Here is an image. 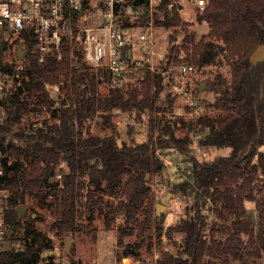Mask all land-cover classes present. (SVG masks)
<instances>
[{"label": "trees", "instance_id": "1", "mask_svg": "<svg viewBox=\"0 0 264 264\" xmlns=\"http://www.w3.org/2000/svg\"><path fill=\"white\" fill-rule=\"evenodd\" d=\"M128 5L140 14V25L147 24L148 0H129ZM181 10L177 0H162L156 25H188L180 18ZM196 20L209 24V34L197 43L187 36L192 47L184 49L193 53L200 66L215 64L220 51L226 52L231 72L229 78L218 74L210 85L217 95V112L198 116L194 127L186 118L171 114L173 102L168 109L160 105L164 76L159 73L144 71L141 88L129 84L113 89L109 75L92 68L70 43L63 45L62 60L50 55L40 62L36 42L26 32L14 44L5 42L2 70L12 86L3 100L6 118L0 121V189L10 193L4 222L7 238L13 231V244L10 252H0V264H61L47 254L55 249V237L74 239L84 231L83 210L90 211L92 219L101 209L104 230H112L118 218L123 221L117 261L138 259L147 236L133 243L125 238L139 226L147 229L161 223L148 181L162 179L168 166L172 174L164 185L183 197L186 207L175 224L157 229L160 242L164 235L169 240L175 233L182 238L178 252L162 251L158 264H249L250 258L264 254V152L260 150L264 146V62L254 66L250 62L252 53L264 44V0H207ZM218 42L223 43L221 50ZM14 45L26 51L22 60L17 49L15 55ZM176 54L179 50L172 47L169 62L177 61ZM53 84L60 86L58 97L49 87ZM100 84L108 86L106 95L97 94ZM42 109L51 113L48 118H31ZM119 109L149 113L146 142H120L113 121V112ZM97 114L108 130L105 135L84 131L85 123ZM39 121L41 125L34 126ZM193 128L206 150L229 148L230 154L212 160L193 155ZM60 174L61 181L57 180ZM86 187L91 189L85 192ZM29 196L39 197L41 208L48 196L54 199L50 205L54 220L48 230L37 226L45 221L37 210L16 220V208L27 205ZM248 201L255 202L257 222L246 210ZM147 249L152 252L153 245ZM67 255L71 264H81L75 261L73 249Z\"/></svg>", "mask_w": 264, "mask_h": 264}, {"label": "built area", "instance_id": "2", "mask_svg": "<svg viewBox=\"0 0 264 264\" xmlns=\"http://www.w3.org/2000/svg\"><path fill=\"white\" fill-rule=\"evenodd\" d=\"M161 1L148 0L149 21L140 25V14L128 5L129 0H0V10L8 14H0V43H13L18 35L26 32L36 42L40 62L50 55L62 60L63 45L70 43L92 68L109 75L110 87L113 89L136 83L145 70L159 73L168 80L169 71L160 70L167 61L168 53L155 48V13ZM191 1L204 9L205 0ZM16 49L17 45H14L15 55ZM71 57H75L74 51ZM195 70L193 64L181 63L179 74L175 79L173 77L170 88L180 101L171 114L186 118L193 127L200 101L194 84L187 77ZM11 86L12 80L0 70V121L6 118L3 100ZM49 87L60 92L58 84ZM116 111L119 112L115 110L113 114ZM40 121L34 126L41 125ZM190 136L192 154L207 159L208 152L201 144V136L195 128ZM2 173L3 169L0 168V175ZM9 196L8 190L0 189V252L4 251L7 241L4 210Z\"/></svg>", "mask_w": 264, "mask_h": 264}, {"label": "rangeland", "instance_id": "3", "mask_svg": "<svg viewBox=\"0 0 264 264\" xmlns=\"http://www.w3.org/2000/svg\"><path fill=\"white\" fill-rule=\"evenodd\" d=\"M205 7L207 5V0H205ZM178 3L182 6V10L179 12L180 18L183 22L187 23L186 26H178L166 28L161 25H156L155 22V37L156 44L155 48L158 51L163 53H170L172 47H175V50H179V54L176 56L177 61L169 62V55L167 56V61L163 63L160 67V70L169 71V79H163L164 91L161 94L160 105L165 109H168L170 102H173V107L180 105V101L177 97L171 92V83L173 77L175 79L178 76L179 64L188 63L193 64L196 70L188 75V79L194 84L196 95L200 101V109L198 116L203 114L212 115L217 112L215 107L217 95L210 88L211 83L216 78V76L223 75L226 78L230 77L231 66L229 59V54L226 52L220 51L219 57L216 59L215 64H209L205 66H200L195 63L193 58V53H187L184 47L191 48L192 46L186 42L187 36H192L195 39V42H199L203 36L209 34V24L206 22L199 23L196 20L198 12H202L204 9L197 7L191 0H177ZM160 16V13L157 12L156 18ZM162 16V15H161ZM155 18V21H156ZM218 47H224L222 42L217 43ZM12 61L15 62L13 56L10 57ZM146 71V70H145ZM142 78L136 83L128 84L131 87H142ZM65 81V80H64ZM127 85V86H128ZM204 87L203 91L200 89ZM67 87L65 86L63 91V98H66ZM90 92V91H89ZM52 93L58 97L56 91L52 90ZM108 93V86L106 84H100L97 87L98 95H106ZM58 100V98H57ZM60 101V100H59ZM58 106V105H57ZM116 111L113 116V121L116 123L120 134V142H128L129 144L137 145L142 144L148 140V117L149 113L147 111L140 113H124L122 110ZM51 113H47L46 109H42V112L39 114H30L32 119L42 120L48 118ZM100 114V113H99ZM97 114L93 121H87L85 123L84 131L91 132L93 134L105 135L108 133L106 127L102 124V119ZM169 115V113H168ZM182 135V132L178 133ZM185 134V133H184ZM264 152V146L260 148ZM208 157L207 159H214L218 156H228L230 154L229 148L218 149V148H208ZM172 174V169L170 166L166 167L163 171V177L155 178L150 177L148 183L151 189V197L154 199V203L160 204L165 207V210L161 212L160 224L153 225L147 229H141L140 226L135 228V233L131 236L125 238L127 243H133L137 238H142L147 236V242L145 243L144 248L141 251L140 257L134 259L132 257H125L121 262L115 259L114 250L117 249V239L119 234V228L121 227L123 221L121 218H118L114 227L110 231L104 230V210L101 209V212L97 210L93 218L91 219L90 211L83 210V224L84 231L78 232L75 235V238L72 241L71 251L73 249L75 261L80 262L81 264H158V260L162 257V251L167 249L173 251L174 253L178 252L179 246L181 244V236L179 234H174L173 239L169 240L165 235L160 238L157 235V229L159 227H164L166 229L168 226L175 224L180 217L185 212L186 201L183 197L178 194H172L168 187L164 185V181L170 178L169 175ZM174 179V177L172 178ZM57 180H62V175L60 174L57 177ZM91 189L90 187L85 188L86 190ZM258 192L257 197H260ZM109 198V197H107ZM40 198L36 196H29L27 200V215L30 214L32 210H37L44 217L45 221H39L37 226L43 230H48L50 224L54 220L53 209L50 206L54 199L51 196H48L45 200L44 208H41L38 204L40 203ZM246 210L248 214L257 222L258 221V212L255 208V202L248 201L246 202ZM155 211V207H154ZM53 236V234L50 233ZM153 245V251H148V245ZM66 247V239L62 236L55 237V249L51 252H48V255L54 257L57 263L61 264H71V258L64 252ZM70 251V252H71ZM46 254V255H47ZM117 262V263H116ZM119 262V263H118ZM233 264H240L238 262H233ZM249 264H264V254L256 259L250 258Z\"/></svg>", "mask_w": 264, "mask_h": 264}, {"label": "water", "instance_id": "4", "mask_svg": "<svg viewBox=\"0 0 264 264\" xmlns=\"http://www.w3.org/2000/svg\"><path fill=\"white\" fill-rule=\"evenodd\" d=\"M4 51H5V42L2 41L0 43V70L3 69L2 59H3ZM25 54H26L25 50H23L21 48L17 49V55H18L19 60H22L24 58ZM250 62H251L252 66L257 65L260 62H264V44L257 47V49L252 53V55L250 57ZM203 90H204V87H202L200 89V91H203ZM164 210H165L164 206L157 204L156 213L158 216H160L161 212H163ZM26 215H27V206L26 205H19L16 208V220L20 221ZM33 216L35 217V215H33ZM12 235H13V231H10L8 238H7V241L4 245V250L7 252H10L12 250V244H13L12 239H11ZM72 241H73V239L71 237L66 238V247L64 248L65 253H70Z\"/></svg>", "mask_w": 264, "mask_h": 264}, {"label": "clouds", "instance_id": "5", "mask_svg": "<svg viewBox=\"0 0 264 264\" xmlns=\"http://www.w3.org/2000/svg\"><path fill=\"white\" fill-rule=\"evenodd\" d=\"M0 14H3V15H5V16L8 15L7 12H6V11H3V10H0Z\"/></svg>", "mask_w": 264, "mask_h": 264}, {"label": "crops", "instance_id": "6", "mask_svg": "<svg viewBox=\"0 0 264 264\" xmlns=\"http://www.w3.org/2000/svg\"><path fill=\"white\" fill-rule=\"evenodd\" d=\"M192 2V1H191ZM194 4V3H193ZM114 255H115V250H114ZM115 259H116V256H115ZM117 263V262H116Z\"/></svg>", "mask_w": 264, "mask_h": 264}]
</instances>
